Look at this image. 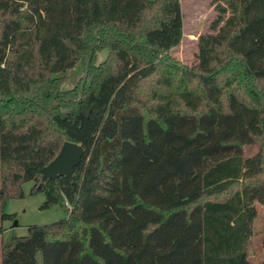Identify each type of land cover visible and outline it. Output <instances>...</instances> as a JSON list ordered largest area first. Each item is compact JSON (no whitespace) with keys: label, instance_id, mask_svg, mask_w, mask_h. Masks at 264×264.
<instances>
[{"label":"trees","instance_id":"1","mask_svg":"<svg viewBox=\"0 0 264 264\" xmlns=\"http://www.w3.org/2000/svg\"><path fill=\"white\" fill-rule=\"evenodd\" d=\"M211 2L187 68L168 55L179 0H0V221L25 181L66 213L1 243L0 264H264V234L262 259L247 254L264 203V0ZM63 141L82 148L70 179H41Z\"/></svg>","mask_w":264,"mask_h":264},{"label":"rangeland","instance_id":"2","mask_svg":"<svg viewBox=\"0 0 264 264\" xmlns=\"http://www.w3.org/2000/svg\"><path fill=\"white\" fill-rule=\"evenodd\" d=\"M182 17V36L179 43L172 47L168 55L170 58L184 67H191L197 59L196 39L199 34L210 32L209 23L215 18L216 12L213 10L211 0H179ZM227 13L224 14V17ZM106 50H101L96 54L95 62L104 59ZM80 74V66L76 65L65 73L66 85L73 84ZM254 148L251 146L244 148L246 155L251 154ZM31 181L21 183L22 197L6 198L2 204V211L13 214V218L0 221L3 231L0 235V242L6 244L12 236H23L28 233V227L40 226L58 221L66 216L64 209L57 205L48 208H40L44 200L41 192H30ZM219 199L218 197H212ZM257 214L252 221L250 247L247 254L252 261H260L263 257L261 248V238L264 234V203L256 204Z\"/></svg>","mask_w":264,"mask_h":264},{"label":"water","instance_id":"3","mask_svg":"<svg viewBox=\"0 0 264 264\" xmlns=\"http://www.w3.org/2000/svg\"><path fill=\"white\" fill-rule=\"evenodd\" d=\"M77 115L75 118H79ZM82 156V148L77 143L63 141L56 155L39 169L41 179H53L63 176L70 179L73 167L78 164Z\"/></svg>","mask_w":264,"mask_h":264},{"label":"crops","instance_id":"4","mask_svg":"<svg viewBox=\"0 0 264 264\" xmlns=\"http://www.w3.org/2000/svg\"><path fill=\"white\" fill-rule=\"evenodd\" d=\"M0 245H1V242H0Z\"/></svg>","mask_w":264,"mask_h":264}]
</instances>
